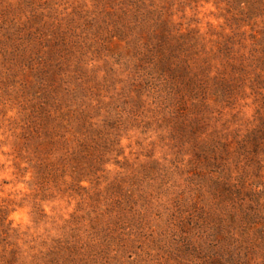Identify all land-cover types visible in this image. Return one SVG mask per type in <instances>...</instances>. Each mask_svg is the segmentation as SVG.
Masks as SVG:
<instances>
[{
  "label": "rangeland",
  "instance_id": "1",
  "mask_svg": "<svg viewBox=\"0 0 264 264\" xmlns=\"http://www.w3.org/2000/svg\"><path fill=\"white\" fill-rule=\"evenodd\" d=\"M92 11L89 0H0V264H264V220L244 219L264 203V75L185 106L174 88L187 94L185 83L134 64L109 32L100 40ZM171 13L208 40L224 24L213 2ZM255 23L247 51L264 37V16ZM41 108L59 118L50 132L99 140L86 172L59 159L75 140L39 179ZM242 141L259 147L241 156ZM229 175L245 181L239 197L222 187Z\"/></svg>",
  "mask_w": 264,
  "mask_h": 264
},
{
  "label": "trees",
  "instance_id": "2",
  "mask_svg": "<svg viewBox=\"0 0 264 264\" xmlns=\"http://www.w3.org/2000/svg\"><path fill=\"white\" fill-rule=\"evenodd\" d=\"M89 1L94 8L92 14H94L96 20L95 32L96 35L99 34L100 40L105 39L104 33L109 32L108 34L111 38L117 37L119 42L126 41L128 43L132 50L131 56L134 59L132 60L134 64H141V61L147 59L153 68L158 71L165 72L163 70H170L169 73H160V75L164 77L170 76L173 82L177 81V83H180L181 81L182 83L180 84L185 83L184 87L188 89L187 94H185L184 89L180 85L179 87H174L179 97L181 96V100H184L185 106L187 105V96L204 95L206 97L205 89H214L215 96L235 97L240 93V88L246 86L252 88L256 83L255 77L252 76V71H259L260 77L264 75L262 74L264 73V37L260 39L257 34L249 36L255 42L251 44L250 47L252 48L247 51L248 45L245 43L247 32L244 30L246 27H250L252 32L254 31L255 22L258 18L264 16V0ZM211 2L219 11L217 17L224 20V24L221 26L222 30L212 33V36L216 37V39L212 40V37V39L209 38L210 40H208L198 29H189L187 32H182L180 24L173 19L174 14L171 13L173 8L194 5L196 10L200 3L209 4ZM87 18H90V16L88 15ZM119 42L117 45H119ZM196 90H199V94ZM181 107L184 108L182 103ZM41 110L40 114L46 120L43 119L39 124L43 130L47 129V131L44 132L43 136L39 137L43 144L47 143V145L44 148L40 143L39 148H41V152L43 150L48 151L43 153V155L40 154L41 152L39 153L40 158H42L41 161H43L42 164L45 163L44 168L40 169L41 172L38 174V177L40 176L39 179L45 180L54 174L52 167L54 166L55 158L51 155L52 150L57 148L55 151L57 153L59 147L61 148L62 146L61 144L69 145V143L77 141L80 143L73 148L71 155H62L59 159L67 160L68 163L66 162L63 167L66 170L70 169L72 174H76L79 171L86 172L87 169H84L85 167H80V164L83 165L81 159L89 160L92 164L97 160V155L95 156L90 146L94 144L96 147L99 144V140L92 137L89 141L85 139L86 137L80 139L77 138L78 135H74L76 139L68 141L63 133L50 132L48 128L52 126L49 125L53 124V122L58 123L59 118L55 114L48 113L46 108H41ZM47 115H53L54 117H48ZM50 118L53 119V122ZM39 134L40 132H38ZM257 142L254 143V149L259 147L256 145ZM239 145L242 153L238 149L236 151L241 156L248 157L255 152L254 149L252 152L250 147L245 146L243 141ZM211 147L216 148L215 145H211ZM226 156L223 157L227 159ZM203 157L205 158L206 156ZM221 157L217 154L213 155L214 161L218 158L221 159ZM225 159L222 158L223 161ZM205 160H212V157H206ZM92 164L89 165L92 166ZM74 167H76V170H74ZM243 168L247 169L246 166ZM239 172L240 170L237 174ZM241 179L242 177L239 180ZM239 180L229 175V178L227 176L224 180L225 183L222 187L231 196L238 195L236 197H239L241 193V191H238L240 190V183L242 185L245 184V181ZM241 189H243V186ZM259 194L260 196H257L258 194L255 196L262 198V194ZM258 207L253 211L245 212L244 219L264 220V203L260 206L258 204ZM259 229L261 230L260 232L264 233V223Z\"/></svg>",
  "mask_w": 264,
  "mask_h": 264
}]
</instances>
